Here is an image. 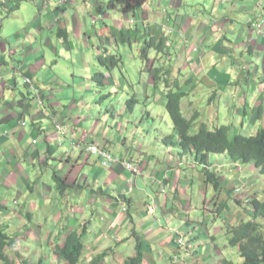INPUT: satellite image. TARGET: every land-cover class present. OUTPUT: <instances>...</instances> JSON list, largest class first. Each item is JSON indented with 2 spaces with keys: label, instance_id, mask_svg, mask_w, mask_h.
<instances>
[{
  "label": "clouds",
  "instance_id": "obj_1",
  "mask_svg": "<svg viewBox=\"0 0 264 264\" xmlns=\"http://www.w3.org/2000/svg\"><path fill=\"white\" fill-rule=\"evenodd\" d=\"M261 38L264 0H0V117L7 101L16 121L0 127V264H71L81 247L219 264L230 241L247 264L245 223L264 232L249 215L253 193L264 203V55H247Z\"/></svg>",
  "mask_w": 264,
  "mask_h": 264
},
{
  "label": "trees",
  "instance_id": "obj_2",
  "mask_svg": "<svg viewBox=\"0 0 264 264\" xmlns=\"http://www.w3.org/2000/svg\"><path fill=\"white\" fill-rule=\"evenodd\" d=\"M202 134L210 135L207 132V128L206 127L203 129V133ZM225 139L234 140L235 137L228 136ZM186 140H187V144L191 145V144L194 143L196 138L195 137H186ZM215 143H216L215 138H213L212 144H215ZM198 151L202 155L203 152L205 151V149L203 147H198ZM254 151L261 158L260 160L257 161V165H254V167H256V166L259 165V163L264 162V144H257L255 146ZM211 154H213V155L216 154L217 155L218 153H217V151L212 150L211 145H210L208 150H207V161H208V163H209V158L208 157ZM260 174L262 176H264V169L261 170ZM220 186H222L221 180H220V178H216L215 187L217 189H219ZM224 204L225 203H222V204L219 205L220 210H223ZM253 206H255V209H254V211L249 212V215L252 216L253 219H255L257 221V225H258L259 221L261 219H264V203L260 202V199H259L257 194L254 195L253 199L250 200V202H249V207L251 208ZM6 209H7V207L5 205H2V208H0V210H6ZM244 228L245 229L251 228V230H252V235H251V238H250L251 244H252V248H251V250H246L244 252V255L247 257V264H264V258H262V257H264V251H261V252L257 251L258 248L259 249H264V232H257V226L256 225H251V224H249L247 222L245 223ZM230 243H231V248L235 249V247H236L235 242L234 241H230ZM85 252L86 251L83 249V247H81L78 250L76 257L71 262V264H80L81 257L83 258L85 256V255L83 256V254ZM104 256H106V252L105 251L103 253L98 254V255H94L92 257L91 262H89V260H88V262L86 264H97V261L99 259H101V258L104 261ZM141 257H142V252H141ZM131 260H132L131 257H127V258H125L123 260L122 264H128V262L131 261ZM142 260L143 259H140V260L136 261V264H141ZM219 264H241V261L233 262L232 260L227 259L225 256H220Z\"/></svg>",
  "mask_w": 264,
  "mask_h": 264
},
{
  "label": "crops",
  "instance_id": "obj_3",
  "mask_svg": "<svg viewBox=\"0 0 264 264\" xmlns=\"http://www.w3.org/2000/svg\"><path fill=\"white\" fill-rule=\"evenodd\" d=\"M85 34L87 35V33H85ZM222 39H227V37H222ZM238 43H242V42L238 41ZM256 53H260L261 55H264V38L253 39L248 44V46H247V55L249 56L250 60L254 59V55ZM2 62L3 61H0V63H2ZM255 69H256V71H264V62L256 63ZM217 75H219V74H217ZM121 83H123V80H121ZM261 99H264V96H262ZM5 103L7 105V109H6L7 110V116L0 117V120L4 121V123L2 125H0V127H7V128L15 127L16 121H15V118L13 117V115H12L13 110H14L13 109V105L10 102H7V101ZM248 106L249 105L246 104L244 109H243L244 114L247 115L246 118L244 119V122L249 119L248 113H247ZM221 108H222V104L220 105V110H219L220 112H221ZM234 115H235V118L237 120H239L238 115L237 114H234ZM220 119L223 121V118L220 117ZM32 135H33V137H35L36 133L33 131ZM3 139H6V138H3ZM0 142H2V140H0ZM37 147H40V145H38ZM52 150H54V149H52ZM216 156H217L216 154L212 155L211 159H210V156L208 157L209 158V164H211V162L213 161L214 157H216ZM125 174H128V173H125ZM172 179L174 180L175 177L173 176ZM225 179H226L225 177H221L220 178L221 183H222V186H220V188L224 187V180ZM168 183H171V180L168 181ZM183 191H184V182L181 181L180 184H179V187L177 188V193L181 194V199L183 197V195H182ZM205 195H207V194H205ZM228 195H231V189L229 190ZM236 202L239 203V201H236ZM186 203H187V201H184L185 205H187ZM3 205H5L7 207V204H3ZM226 205H227V203H225V206ZM106 207H107V205H106ZM186 207L191 208L188 205ZM223 209H225V208H223ZM222 211L223 210H221V212ZM109 215L111 216V223L108 225V228L110 230H112V229H115L121 223V218L119 217V215L117 213H109ZM189 219H191V217H189ZM206 230H207V228L202 226V230L201 231H202V235L204 236V238L210 237L213 241H217V235L209 233ZM109 234H111V232ZM122 240H123V243L118 245V250L119 251H123L124 248H125V245L127 243V238L126 237L122 236ZM105 247H106V245H105ZM224 248H225V245H222L219 242L216 243V250H217L216 251V255L219 257V259H220V251H222ZM140 250L142 252V257H143V253L144 252L151 253V249L149 248V246L146 243L143 242V238L141 240ZM104 251H105L104 247H102L99 252H96L95 250H93L92 257L94 255H98L100 253H103ZM105 252H106V256H104V264H109V260H108L109 253L107 251H105ZM88 255H87V259H88ZM125 258H127V257H125ZM123 260H118L117 264H122ZM152 260H153V264H156L154 257L152 258ZM143 263H145V262L142 260L141 264H143Z\"/></svg>",
  "mask_w": 264,
  "mask_h": 264
},
{
  "label": "rangeland",
  "instance_id": "obj_4",
  "mask_svg": "<svg viewBox=\"0 0 264 264\" xmlns=\"http://www.w3.org/2000/svg\"><path fill=\"white\" fill-rule=\"evenodd\" d=\"M258 99H261V97H258ZM249 101H251V97H249ZM221 104H222V108H221V112H220V117L221 118H223L224 119V107H223V103L221 102ZM237 115H238V118L240 117V115H243L244 116V119L246 118V116L247 115H245L244 114V112L242 111L241 113H236ZM247 121L248 120H246L245 121V124L247 123ZM212 155L213 154H211L210 155V159L212 158ZM261 175V174H260ZM262 176V175H261ZM262 191H264V190H262ZM258 195V197L260 196V193H253L252 194V196H254V195ZM182 201H181V203H184V201H185V199L182 197V199H181ZM188 206H190L191 207V204H192V201H187V203H186ZM186 205V206H187ZM213 207H216L215 205H213ZM228 207V205H226L225 206V204H224V208L226 209ZM189 210L191 211V208H189ZM221 212V211H220ZM198 215H199V213H197ZM181 215H182V213H181ZM220 215H223V211L221 212V213H219V215L217 216V219L215 220V221H212V223L211 224H209L207 221H205L204 222V224H203V226L204 227H206L207 228V232H209V233H212V234H215L216 235V233H215V228H216V226H217V224H218V221H219V216ZM189 217H191V216H189ZM85 255V256H84ZM87 255H88V253L87 252H85L84 254H83V262H82V264H86L87 262H88V260L89 259H87ZM220 256H225L227 259H230V260H232L233 262H239L240 261V259H239V257H238V254L236 253V251H234V248H229L228 246H226L225 245V248L222 250V251H220ZM86 259V260H85ZM87 261V262H86ZM80 264H81V261H80ZM143 264H145V263H143Z\"/></svg>",
  "mask_w": 264,
  "mask_h": 264
}]
</instances>
